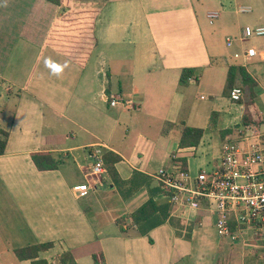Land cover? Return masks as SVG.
Here are the masks:
<instances>
[{"label":"crops","instance_id":"0c3cea01","mask_svg":"<svg viewBox=\"0 0 264 264\" xmlns=\"http://www.w3.org/2000/svg\"><path fill=\"white\" fill-rule=\"evenodd\" d=\"M241 2L253 9L244 24ZM247 26L264 27V0H0V264H32L15 251L44 243L54 245L40 253L50 264L65 252L76 264H244L243 247L218 235L209 211H192L183 230L167 221L147 235L130 215L152 197L169 201L153 175L173 155L195 177L219 163L247 110L264 125V36L239 41ZM232 66L254 81L236 74L237 103ZM185 69L193 74L182 86ZM108 95L132 105L111 106ZM185 127L204 131L197 147L180 148ZM34 154L58 168L39 170ZM189 223L198 225L187 238Z\"/></svg>","mask_w":264,"mask_h":264},{"label":"built area","instance_id":"2783aa9c","mask_svg":"<svg viewBox=\"0 0 264 264\" xmlns=\"http://www.w3.org/2000/svg\"><path fill=\"white\" fill-rule=\"evenodd\" d=\"M250 7H240L239 12L248 13ZM217 12L209 13L210 22L217 19ZM264 36V27L244 28L239 41ZM238 39L228 38L232 46ZM256 56L255 49H248L246 57ZM243 89L234 87L230 99L242 100ZM111 106L132 102L120 95H108ZM237 138L227 139L221 148L219 163L211 169L200 170L193 177L176 155L170 167L158 170L153 176L173 205L174 216L189 222L192 211L205 210L216 217V230L220 237L231 244L248 249L264 250V130L257 133L242 131ZM90 174L105 173L103 160L97 151ZM81 186L78 190H84Z\"/></svg>","mask_w":264,"mask_h":264},{"label":"trees","instance_id":"16d2710c","mask_svg":"<svg viewBox=\"0 0 264 264\" xmlns=\"http://www.w3.org/2000/svg\"><path fill=\"white\" fill-rule=\"evenodd\" d=\"M49 1L54 2L56 4L62 3V0H49ZM237 73L241 75L244 84L248 85L250 88H253L254 81L251 79L247 71L243 67L232 66L229 68V73H228V88H231L230 91L232 90L234 79ZM192 74L193 71L191 69H185L182 72L180 78V84L182 86H187L189 84V79L192 77ZM242 125L244 126L245 131L257 133L259 131L261 122L254 121L250 112L247 110L243 116ZM203 134L204 131L202 129L185 127L182 131V135L179 143L180 148L184 149V148L197 147L203 137ZM7 138H8V134L0 130V155H3L6 151ZM32 158L36 167L41 171L54 170L58 168V161L55 160L49 154H34ZM111 159L115 163L120 160V157L116 155H112ZM182 164L186 169L187 167L186 162L182 161ZM108 171L114 183L118 185L122 183L117 178V173L112 166L108 168ZM137 176L138 175L136 174V177ZM131 183L134 186V188H132V190L129 191V194L132 191L136 190V188H138V186H135L134 184L136 183L135 180L131 181ZM172 212H173V205L170 201L160 204L156 202L152 197L146 204H144L136 212L130 215V218L132 220V227L136 228L142 235H147L154 228L169 221L171 225H173L175 228L183 230L185 227V221L180 218L172 216ZM117 223L122 231H126L125 219H120L117 221ZM195 225H198V223L195 224L189 223L187 225V232H188V234L186 235L187 238L191 237V232L194 229ZM53 246H54L53 243L37 244L34 246L18 249L15 251V254L20 261L31 260L32 264H50L47 260L40 258V253L50 250L51 248H53ZM232 246H236V245L232 244ZM58 264H76V261L71 253L65 252L61 254ZM260 264H264V262H261Z\"/></svg>","mask_w":264,"mask_h":264},{"label":"rangeland","instance_id":"374dc122","mask_svg":"<svg viewBox=\"0 0 264 264\" xmlns=\"http://www.w3.org/2000/svg\"><path fill=\"white\" fill-rule=\"evenodd\" d=\"M247 5H245L244 2H241L238 7H245ZM253 10V9H252ZM250 11L248 13H241L239 14V18L241 19L242 23L244 24L245 21H248L249 18L252 16L253 11ZM236 17V16H235ZM252 39V38H251ZM203 101H200V103H202ZM259 130H264V125H260ZM245 131V130H243ZM232 249H234L235 251H242V249H239L237 247H233ZM242 253V252H241ZM243 256H244V264H260L261 262H264V250H255V252L249 253L248 249H244L243 251Z\"/></svg>","mask_w":264,"mask_h":264},{"label":"clouds","instance_id":"9594fccd","mask_svg":"<svg viewBox=\"0 0 264 264\" xmlns=\"http://www.w3.org/2000/svg\"><path fill=\"white\" fill-rule=\"evenodd\" d=\"M54 63H55V62L52 61V60L49 58V59H47V60L45 61V66L48 67V66H50V65H52V64H54ZM54 74H55V75H59L60 73H59V72H55Z\"/></svg>","mask_w":264,"mask_h":264}]
</instances>
